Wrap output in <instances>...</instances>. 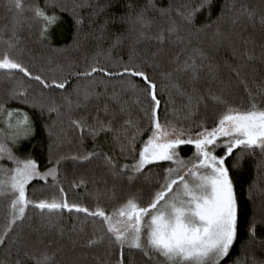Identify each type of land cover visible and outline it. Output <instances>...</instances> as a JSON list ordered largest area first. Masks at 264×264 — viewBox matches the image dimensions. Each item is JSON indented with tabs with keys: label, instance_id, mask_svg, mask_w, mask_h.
<instances>
[{
	"label": "trees",
	"instance_id": "obj_1",
	"mask_svg": "<svg viewBox=\"0 0 264 264\" xmlns=\"http://www.w3.org/2000/svg\"><path fill=\"white\" fill-rule=\"evenodd\" d=\"M10 110L31 128L13 153L55 177L27 184L16 221L0 193V264H161L108 218L156 202L171 161L140 160L157 125L198 134L264 111V0H0V123ZM216 153L236 201L216 264H264V145Z\"/></svg>",
	"mask_w": 264,
	"mask_h": 264
},
{
	"label": "rangeland",
	"instance_id": "obj_2",
	"mask_svg": "<svg viewBox=\"0 0 264 264\" xmlns=\"http://www.w3.org/2000/svg\"><path fill=\"white\" fill-rule=\"evenodd\" d=\"M4 66H16L10 61ZM0 129V193L15 194L12 221L23 216L27 184L33 179L54 178V171H40L34 162L17 158L12 149L31 133L27 114L5 112ZM193 144L195 151L182 154L180 145ZM238 145H264V111L231 113L212 131L186 134L157 125L143 145L140 166L169 160L171 167L156 202L141 208L129 203L108 219L120 243L144 249L161 264H216L228 252L235 235L236 201L223 157ZM65 204L53 200L43 207ZM102 215L100 210H97Z\"/></svg>",
	"mask_w": 264,
	"mask_h": 264
}]
</instances>
